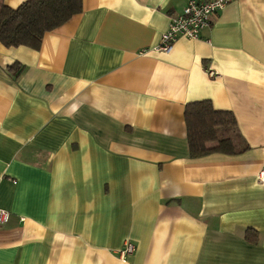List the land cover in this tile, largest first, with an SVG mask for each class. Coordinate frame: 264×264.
<instances>
[{
  "label": "crops",
  "instance_id": "1",
  "mask_svg": "<svg viewBox=\"0 0 264 264\" xmlns=\"http://www.w3.org/2000/svg\"><path fill=\"white\" fill-rule=\"evenodd\" d=\"M188 1L82 0L38 50L0 44V264H264V0L157 52ZM199 101L242 153L189 157Z\"/></svg>",
  "mask_w": 264,
  "mask_h": 264
},
{
  "label": "trees",
  "instance_id": "2",
  "mask_svg": "<svg viewBox=\"0 0 264 264\" xmlns=\"http://www.w3.org/2000/svg\"><path fill=\"white\" fill-rule=\"evenodd\" d=\"M82 11V0H27L16 8L0 0V44L5 48L38 50L43 36ZM190 158L212 153L237 155L247 147H235L225 130H235L230 112L214 110L209 101L187 104L184 109Z\"/></svg>",
  "mask_w": 264,
  "mask_h": 264
},
{
  "label": "built area",
  "instance_id": "3",
  "mask_svg": "<svg viewBox=\"0 0 264 264\" xmlns=\"http://www.w3.org/2000/svg\"><path fill=\"white\" fill-rule=\"evenodd\" d=\"M232 0H189L181 13L170 18L166 31L161 35L157 52L169 53L179 39L198 40L202 30L208 28L213 16L222 11ZM213 76L212 73H210ZM259 178L264 181V166ZM9 220V213L0 210V226ZM134 246L126 242L120 251L121 257L132 254Z\"/></svg>",
  "mask_w": 264,
  "mask_h": 264
}]
</instances>
